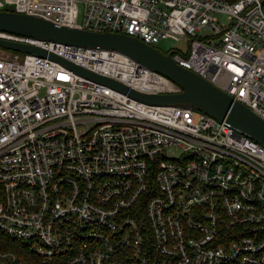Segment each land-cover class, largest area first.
<instances>
[{
	"label": "built area",
	"instance_id": "built-area-1",
	"mask_svg": "<svg viewBox=\"0 0 264 264\" xmlns=\"http://www.w3.org/2000/svg\"><path fill=\"white\" fill-rule=\"evenodd\" d=\"M0 9L182 42L164 52L264 120V0H0ZM0 37L141 92L179 89L118 51ZM19 52L0 47L1 233L63 264H264L263 145L190 104L146 103ZM0 259L21 264L11 251Z\"/></svg>",
	"mask_w": 264,
	"mask_h": 264
},
{
	"label": "water",
	"instance_id": "water-1",
	"mask_svg": "<svg viewBox=\"0 0 264 264\" xmlns=\"http://www.w3.org/2000/svg\"><path fill=\"white\" fill-rule=\"evenodd\" d=\"M0 32L121 52L165 76L179 89L173 92H141L40 46L0 37L1 48L47 56L80 75L107 84L137 100L150 104L185 103L195 106L217 120L225 119L239 132L264 146L262 118L194 71L176 63L170 52H164L134 35L78 28L36 15L3 9H0ZM0 264H4L1 259Z\"/></svg>",
	"mask_w": 264,
	"mask_h": 264
},
{
	"label": "trees",
	"instance_id": "trees-1",
	"mask_svg": "<svg viewBox=\"0 0 264 264\" xmlns=\"http://www.w3.org/2000/svg\"><path fill=\"white\" fill-rule=\"evenodd\" d=\"M0 250L13 252L21 264H63L62 262L58 261V259H51V261H42L40 257L34 255L29 251L26 242L19 239H14L1 232Z\"/></svg>",
	"mask_w": 264,
	"mask_h": 264
},
{
	"label": "rangeland",
	"instance_id": "rangeland-1",
	"mask_svg": "<svg viewBox=\"0 0 264 264\" xmlns=\"http://www.w3.org/2000/svg\"><path fill=\"white\" fill-rule=\"evenodd\" d=\"M215 16L219 21H222L223 23H227V19L225 18L224 15L216 13ZM154 45L162 51H167L173 47H180V48L184 47L182 42H177V41L171 40L169 38H160L154 43ZM3 49L9 50V49H5V48H3ZM9 51H11V50H9ZM19 53H21V52H19ZM167 153L171 154L173 156H176V155H178V149L168 150Z\"/></svg>",
	"mask_w": 264,
	"mask_h": 264
}]
</instances>
